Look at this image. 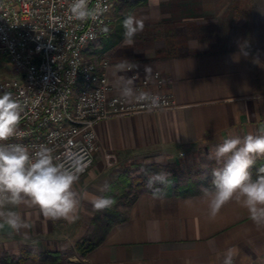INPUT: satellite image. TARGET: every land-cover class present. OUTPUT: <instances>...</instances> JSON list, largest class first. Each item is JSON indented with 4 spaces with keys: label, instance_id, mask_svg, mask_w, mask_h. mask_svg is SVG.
Instances as JSON below:
<instances>
[{
    "label": "crops",
    "instance_id": "1",
    "mask_svg": "<svg viewBox=\"0 0 264 264\" xmlns=\"http://www.w3.org/2000/svg\"><path fill=\"white\" fill-rule=\"evenodd\" d=\"M165 2H144L148 23L132 46L122 39L110 49L108 76L115 85L113 66L122 60L139 65L143 75L151 65L169 80L174 106L98 121L100 150L74 185L80 193L111 197L112 205L96 211L84 199L73 222L45 218L38 207L14 208L30 227H0V264H223L228 248L233 264H264V228L235 200L209 219L203 193L167 187L154 195L127 186L128 170L135 178L149 165L173 174L186 158L198 159L225 138L264 133V0H169L179 10L175 17ZM120 3L109 34L121 18ZM104 184L108 191L101 193ZM97 216L115 222L80 255L76 244L94 233ZM42 253L60 259L43 263L35 258Z\"/></svg>",
    "mask_w": 264,
    "mask_h": 264
},
{
    "label": "built area",
    "instance_id": "2",
    "mask_svg": "<svg viewBox=\"0 0 264 264\" xmlns=\"http://www.w3.org/2000/svg\"><path fill=\"white\" fill-rule=\"evenodd\" d=\"M119 2L89 0L92 14L81 21L70 14L72 0H0V52L18 75L0 80V92L12 93L23 105L22 135L3 143H21L30 152L46 146L57 163H65V152H76L86 165L81 176L100 150L98 121L174 106L160 70L153 69L151 78L135 68L127 72L137 92L161 97V107L149 111L146 103L120 97L108 76L109 51L87 54L90 44L109 34Z\"/></svg>",
    "mask_w": 264,
    "mask_h": 264
},
{
    "label": "clouds",
    "instance_id": "3",
    "mask_svg": "<svg viewBox=\"0 0 264 264\" xmlns=\"http://www.w3.org/2000/svg\"><path fill=\"white\" fill-rule=\"evenodd\" d=\"M151 2V0H150ZM89 0H72L70 14L77 20H86L92 14ZM144 21L134 15H127L122 21L123 42L132 46L134 37L144 30ZM94 38V37H93ZM139 65L126 60L113 66L115 87L126 102L146 103L148 110L161 107V97L149 92H137L134 78L119 75L138 69ZM146 78H151L152 66L144 65ZM23 105L8 91L0 92V227L5 225L15 232L29 228L19 212L13 210L21 205L38 207L45 218L64 219L73 222L84 199L89 200L94 210L110 207L113 200L105 195H89L74 189L86 165L84 157L71 150L64 153L65 163H57L50 148L40 146L30 152L21 143H3L11 137H19ZM258 157H264V133H248L244 137L232 136L223 139L209 152L207 159L218 165L212 168L211 189L204 188L209 219H215L220 209L235 200L247 210L250 220L258 229L264 228V166L258 169L255 178L250 169ZM157 163H163L158 158ZM168 174L164 171L151 174L147 187L154 195H161L155 185H166ZM101 193L108 191V185H101ZM8 206H11L9 208ZM234 251L228 248L223 264H233Z\"/></svg>",
    "mask_w": 264,
    "mask_h": 264
},
{
    "label": "trees",
    "instance_id": "4",
    "mask_svg": "<svg viewBox=\"0 0 264 264\" xmlns=\"http://www.w3.org/2000/svg\"><path fill=\"white\" fill-rule=\"evenodd\" d=\"M146 0H120L119 10L122 13L128 12L132 8L136 6L143 5ZM126 17V15L121 16L119 19L117 25L106 38H102L98 44H90L87 54L88 55H97L100 53H103L105 51L110 50L115 45H117L122 39H123V32L124 29L122 27V21ZM264 166V157H258L256 159L255 165L250 169L253 178H255L258 174V169L260 167ZM163 170V167H158L154 165H149V167L144 168L143 172L138 177H131L129 176V170L126 172V175L129 178V182L127 184L128 187L134 188L135 191L140 192L143 190H148L149 192L153 193L152 189H149L147 187V180L148 177L156 172H160ZM211 180H212V174L205 175V176H198L195 179H189L187 180V185L185 189H187L184 193H203L204 188L211 189ZM156 189H159L161 195L165 194V191L167 187H170V191L172 193H179V189L181 188V184L178 183V177L177 175H168V183L166 185H155ZM181 190V189H180ZM97 221H99L98 224H95L96 228L94 233L91 235L85 237L83 240L79 241L76 244L77 252L80 255H85L88 251L93 249L95 246H97L101 241L104 239L105 235L107 234L108 228L115 222L113 218H100V216H97ZM102 224V225H101ZM37 260H40L43 263H55L58 262L60 259L59 254H56V256L49 254V253H42L40 255L35 256ZM23 261L22 259H19L18 261H11L9 264L18 263Z\"/></svg>",
    "mask_w": 264,
    "mask_h": 264
},
{
    "label": "rangeland",
    "instance_id": "5",
    "mask_svg": "<svg viewBox=\"0 0 264 264\" xmlns=\"http://www.w3.org/2000/svg\"><path fill=\"white\" fill-rule=\"evenodd\" d=\"M164 4H165V8L170 11V14L173 10L172 15H169L170 17L171 16H173V17L177 16V13L179 10L176 9L175 5H173L171 2H169V0H168V2L166 0V2ZM143 5L136 6L128 12L127 11L123 12V10H122V13H121V11L118 10V14H120L121 16H123V15L127 16V15L131 14V15H134L137 18H140L144 21L143 18L145 17L147 11H150V10L144 9ZM147 23L148 22L144 21V25H146ZM109 54H110V61H111V57L113 56V51L109 50ZM17 76L18 75L15 73L12 66L8 63L6 57H4V55H2V53H0V80L15 78ZM104 124L105 123H103V125ZM208 154L209 153L202 152L199 154V157H197L198 159L194 158V160L186 158V160H184L180 165L176 166V170L173 171V174L170 173L171 175H177L178 182L181 183L180 189H182L183 192L187 191V189H185L186 186H188L186 183L187 180L195 179L198 176L210 175L212 172V168L218 166L215 163V161H209L207 159ZM176 171L178 172L179 175L176 173Z\"/></svg>",
    "mask_w": 264,
    "mask_h": 264
}]
</instances>
